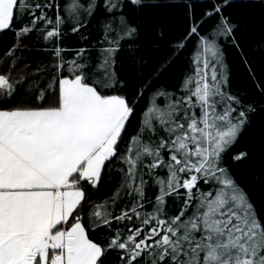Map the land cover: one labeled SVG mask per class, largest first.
<instances>
[{
	"label": "snow or ice",
	"instance_id": "snow-or-ice-1",
	"mask_svg": "<svg viewBox=\"0 0 264 264\" xmlns=\"http://www.w3.org/2000/svg\"><path fill=\"white\" fill-rule=\"evenodd\" d=\"M131 3L141 7L144 0ZM53 7L41 0H0V31L18 25L19 35L43 31L55 43L63 16L57 5L56 20L49 17L45 9ZM72 7L84 8L88 15L95 10L91 2L85 7L79 0ZM107 7L121 5L108 0ZM214 12L219 13L220 7ZM80 26L78 21L72 30ZM216 27L225 36L232 31L227 17L222 16ZM135 32L126 19L116 28L106 25L105 41L111 46L104 49L101 62L91 66L84 49L77 52L82 60L78 62L65 61L61 49L55 48L59 59L54 75L47 88L37 86L35 97L43 103L55 101L54 106L0 107V264H104L105 246L88 238L80 214L73 213L85 201L87 185H99L106 162L113 157L127 168L110 202L115 204L123 192L131 203L114 216L105 201L90 215L109 225L112 220L131 221L133 215L140 219L134 231L128 229L123 236L117 231L107 242L108 248L124 250L125 264H264V221L220 164L221 153L235 143L253 109L243 107L240 97L225 90L227 81L222 75L218 78L216 67L219 47L199 35V26H192L189 34L198 35L202 52L196 54L195 71L182 85L184 95L172 100L167 110L150 109L158 113L166 134L146 122L148 137H133L120 150L134 108L119 94L124 82L112 67L113 55L120 41ZM65 67L70 74L61 76ZM107 89L113 90L111 94ZM15 91V82L0 74V100L7 103ZM48 91L53 95L46 99ZM165 151L168 160L162 155ZM160 167L167 168L168 175L156 177L159 195L152 211H141L142 201L146 202L144 176L151 177ZM209 179L219 185L215 195L199 192L198 182ZM170 196L180 198L175 212L166 210ZM70 218L73 223L65 227Z\"/></svg>",
	"mask_w": 264,
	"mask_h": 264
},
{
	"label": "trees",
	"instance_id": "trees-1",
	"mask_svg": "<svg viewBox=\"0 0 264 264\" xmlns=\"http://www.w3.org/2000/svg\"><path fill=\"white\" fill-rule=\"evenodd\" d=\"M41 2L53 4V8L45 9L53 20L57 16L56 6H61L63 22L60 24V36L53 38V43L52 39L45 38L43 31L19 35L18 25L0 31V74L9 76L16 84V91L7 103L0 100V107L54 106L55 101L48 104L35 98L39 92L37 86L47 88L54 75V62L59 59L54 49H61L60 55L65 61L78 62L82 60L77 52L84 49V58L89 65L98 64L104 49L111 46L105 41V26L111 24L116 28L121 20L126 19L136 28V32L120 41V47L113 55L115 63L112 67L124 82L119 94L129 99L134 111L122 134L120 150L123 151L125 143L133 137H148L146 122L155 125L159 134H166L160 127L158 113L150 112V109L155 106L161 111L167 110L172 100L184 95L182 85L186 77L195 71L196 54L202 52L198 35L189 34L190 28L197 25L199 35L207 36L210 44L214 41L219 47L220 63L216 67L218 78L222 75L227 81L225 90L240 97L243 107L252 106L246 127L235 143L221 153L220 164L228 169L232 178L247 193L257 216L264 221V0H144L141 7L131 3V0H118L121 7L113 9L107 7L108 0H79L85 7L90 2L94 5L95 10L91 15L84 8H73L75 0ZM217 6L220 7L219 13L214 12ZM209 12L214 14L206 16ZM222 16L227 17L232 25L228 36L222 35L216 27ZM78 21L82 26L73 31ZM43 27L48 29L53 25ZM114 34L108 33L109 36ZM181 43L183 47H180ZM213 63L216 61L213 60ZM66 67L61 70V76L70 74ZM106 91L111 94L113 90ZM158 91L171 95H157ZM49 95L53 93L46 92V99ZM152 135L155 138L157 134ZM240 153L247 155L235 159ZM162 155L165 160L169 159L167 151ZM126 168L127 164L115 157L106 162L99 185H87L85 201L73 213V216L80 214L88 238L105 246L102 257L104 264H125L127 257L124 250L108 248L107 242L117 231L123 236L128 229L134 231L135 227L140 226V219L134 215L131 221L112 220L111 225L90 215L95 205L105 201H109L108 207L114 216H119L131 203V198L123 192L115 204L110 202V198L121 188ZM167 175L168 169L160 167L154 169L151 177L144 176L146 202L142 201L141 211H152L155 197L159 195L156 177ZM218 187L212 179L198 182L199 192L211 191L215 195ZM184 191L180 189L181 193ZM193 191L197 192V189ZM179 203V197H168L166 210L175 212L174 205ZM192 211L193 208L189 207L187 213ZM72 223L70 218L65 227Z\"/></svg>",
	"mask_w": 264,
	"mask_h": 264
}]
</instances>
